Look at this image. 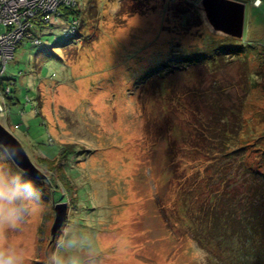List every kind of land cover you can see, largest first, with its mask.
I'll return each mask as SVG.
<instances>
[{"label": "rangeland", "instance_id": "rangeland-1", "mask_svg": "<svg viewBox=\"0 0 264 264\" xmlns=\"http://www.w3.org/2000/svg\"><path fill=\"white\" fill-rule=\"evenodd\" d=\"M122 1L79 0V8L85 2L86 8L74 39L64 37V17L38 24L31 32L42 44L25 38L8 63L6 76L12 79L5 82H14L20 104L18 117L10 109L9 121H3L22 140L46 190L24 223L0 230V245L21 251L25 264H45L53 252L79 264H263L264 259L255 263L238 253L239 236L199 231L187 213L178 196V147L184 145L182 129L190 127L178 122V104L168 109L162 95L178 91V80L187 85L191 77L216 78L238 100L247 92V77L243 131L263 136L256 146L264 149V40L213 33L196 14L200 0H144L145 12L119 16ZM250 7L245 24L252 16L264 23L262 11ZM224 46L233 47L234 56L223 60L217 73L202 66L180 72V78L173 74L185 59L203 60ZM235 46L243 51L235 52ZM67 144L74 152L65 170L77 201L42 161ZM259 154L249 160L261 161L264 172ZM234 168L235 173L239 165ZM59 202L69 204L68 220L52 241Z\"/></svg>", "mask_w": 264, "mask_h": 264}, {"label": "trees", "instance_id": "trees-1", "mask_svg": "<svg viewBox=\"0 0 264 264\" xmlns=\"http://www.w3.org/2000/svg\"><path fill=\"white\" fill-rule=\"evenodd\" d=\"M145 4L144 0H123L118 15L143 13L146 11ZM78 5L64 8L63 17L66 20L74 17L81 22L83 8ZM187 5L195 6L191 1ZM91 8L93 10L94 7ZM196 14L201 20L198 11ZM64 37L72 40L75 36ZM57 40L58 38L53 41L54 44ZM228 46H224L223 52L219 50L214 55L208 54L203 60L185 59L173 74L180 78V72L187 73L188 70L191 71V67L202 66L213 74L217 73L223 60L233 59L234 55H230L233 54V47ZM234 50L243 51V48ZM11 79L5 73L4 79H0V87L4 88L7 85L5 81ZM205 79L191 77L187 85L185 82L181 84V80L177 79L175 85L178 91L162 95L167 105L170 104L168 109L175 106L173 103L178 104V122H186L190 127L189 130L182 129L185 132L184 145L178 147V157L182 159L178 162V196L183 197L187 213L199 231H209L214 237L239 236L242 244L238 253L258 263L260 259H264V172L259 169L263 165L261 161L257 164L249 158L251 155L254 157V152L261 151L259 159H262L264 149L256 146V142L263 136L249 137L243 131V108L247 104L250 81L246 77L244 86L247 92L235 100L226 92V85L222 81L215 78V81L206 82ZM10 96L7 95L6 98L11 105L13 98ZM176 118L172 121L175 122ZM73 152V145L67 144L60 148L56 157L44 158L42 161L59 173L68 196L77 201V189L74 188L64 164ZM12 164L18 171H22L14 162ZM181 164L184 167L179 173ZM236 164L239 168L234 173ZM210 168L213 172H208ZM31 179L41 191L46 190L45 183Z\"/></svg>", "mask_w": 264, "mask_h": 264}, {"label": "built area", "instance_id": "built-area-1", "mask_svg": "<svg viewBox=\"0 0 264 264\" xmlns=\"http://www.w3.org/2000/svg\"><path fill=\"white\" fill-rule=\"evenodd\" d=\"M79 0H0V79H4L8 63L14 59L19 43L28 38L36 45L42 44L39 37L33 38L31 29L38 24L59 21L63 9L75 7ZM80 21L74 17L68 20L63 32L74 37ZM57 39L54 38V40ZM12 83L0 92V115L6 117L11 109L6 96L11 95ZM31 102V100H28ZM17 127L20 124H16Z\"/></svg>", "mask_w": 264, "mask_h": 264}, {"label": "clouds", "instance_id": "clouds-1", "mask_svg": "<svg viewBox=\"0 0 264 264\" xmlns=\"http://www.w3.org/2000/svg\"><path fill=\"white\" fill-rule=\"evenodd\" d=\"M23 149L0 141V230L17 229L33 214L41 201V190L26 171H13L9 161L19 158ZM206 254L201 251V261ZM0 264H25L24 254L12 246L0 245ZM45 264H79L73 258L50 253Z\"/></svg>", "mask_w": 264, "mask_h": 264}, {"label": "water", "instance_id": "water-1", "mask_svg": "<svg viewBox=\"0 0 264 264\" xmlns=\"http://www.w3.org/2000/svg\"><path fill=\"white\" fill-rule=\"evenodd\" d=\"M197 10L202 14L204 21L213 33L236 40L244 39L246 3L238 0H200ZM0 141L18 144L23 149L19 158L13 162L20 170L26 171L28 177L36 179L35 176L39 175V169L31 161L30 155L20 139L4 124L1 115ZM68 206L67 202H59L55 205L56 215L51 228L52 241L67 220Z\"/></svg>", "mask_w": 264, "mask_h": 264}, {"label": "crops", "instance_id": "crops-1", "mask_svg": "<svg viewBox=\"0 0 264 264\" xmlns=\"http://www.w3.org/2000/svg\"><path fill=\"white\" fill-rule=\"evenodd\" d=\"M244 1L246 3V9H247L248 5H251V7H250L251 10H257L258 9V10L262 11V13L264 14V9H263L264 8V0H244ZM85 8H86V2L84 4L83 11H85ZM257 19H260V16ZM257 19H256V16H252L251 19H249V26L245 24L244 36L249 35V37H250V35H251V37L256 36L257 38L260 37V39L264 40V23L257 21ZM252 39L253 38H248V39L245 38L243 40L250 41ZM10 98H13L11 105L9 104L11 106V109H13V112H14V113H12V116L14 115V116L18 117V114H17V111L15 110V108H19L18 104H20V100L17 98V96L15 94H12L10 96ZM20 141L22 142L21 139H20ZM22 144H23V142H22Z\"/></svg>", "mask_w": 264, "mask_h": 264}, {"label": "bare ground", "instance_id": "bare-ground-1", "mask_svg": "<svg viewBox=\"0 0 264 264\" xmlns=\"http://www.w3.org/2000/svg\"><path fill=\"white\" fill-rule=\"evenodd\" d=\"M5 117L3 116V119H4ZM102 242H104V240L102 241ZM111 242V241H110ZM110 242H108V243H110ZM106 244V243H105Z\"/></svg>", "mask_w": 264, "mask_h": 264}]
</instances>
